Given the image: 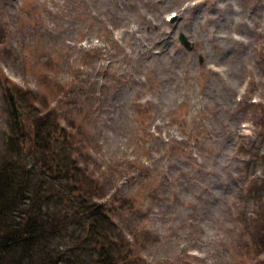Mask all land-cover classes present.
<instances>
[{
  "label": "rangeland",
  "instance_id": "374dc122",
  "mask_svg": "<svg viewBox=\"0 0 264 264\" xmlns=\"http://www.w3.org/2000/svg\"><path fill=\"white\" fill-rule=\"evenodd\" d=\"M100 18L121 24L130 60L95 37ZM7 78L74 119L87 170L130 196L107 201L135 237L130 264H264V0H0V158Z\"/></svg>",
  "mask_w": 264,
  "mask_h": 264
},
{
  "label": "trees",
  "instance_id": "16d2710c",
  "mask_svg": "<svg viewBox=\"0 0 264 264\" xmlns=\"http://www.w3.org/2000/svg\"><path fill=\"white\" fill-rule=\"evenodd\" d=\"M15 95L27 101L33 92L14 91L8 99L10 135L0 161V264H129L126 248L114 239L110 208L97 201V186L87 185L64 129L50 112L33 107L26 117L19 114Z\"/></svg>",
  "mask_w": 264,
  "mask_h": 264
},
{
  "label": "water",
  "instance_id": "95a60500",
  "mask_svg": "<svg viewBox=\"0 0 264 264\" xmlns=\"http://www.w3.org/2000/svg\"><path fill=\"white\" fill-rule=\"evenodd\" d=\"M180 39H181V41H182L183 43H185V44L187 43L186 40H185V38H184L182 35H180Z\"/></svg>",
  "mask_w": 264,
  "mask_h": 264
}]
</instances>
